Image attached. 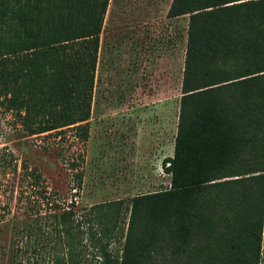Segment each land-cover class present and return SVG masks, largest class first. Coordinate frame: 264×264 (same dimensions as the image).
I'll return each instance as SVG.
<instances>
[{
  "label": "trees",
  "instance_id": "trees-1",
  "mask_svg": "<svg viewBox=\"0 0 264 264\" xmlns=\"http://www.w3.org/2000/svg\"><path fill=\"white\" fill-rule=\"evenodd\" d=\"M108 4L0 0V96L30 136L87 140ZM183 16L174 153L162 162L169 187L130 199L120 250L110 246L121 201L91 207L86 227L72 204L54 205L16 228L13 264L43 250L52 264H262L264 0H172L167 17Z\"/></svg>",
  "mask_w": 264,
  "mask_h": 264
},
{
  "label": "rangeland",
  "instance_id": "rangeland-1",
  "mask_svg": "<svg viewBox=\"0 0 264 264\" xmlns=\"http://www.w3.org/2000/svg\"><path fill=\"white\" fill-rule=\"evenodd\" d=\"M171 2L109 1L86 141L74 138L72 130L30 136L0 96V264H13L16 228L35 223L54 205L72 204L81 220L95 205L121 201L120 240L110 246L120 250L130 199L169 187L162 162L172 155L176 134L188 24L187 16L167 17ZM33 169L40 175L36 182L28 176ZM34 244L32 238L29 248ZM46 252L29 251L17 261L52 264Z\"/></svg>",
  "mask_w": 264,
  "mask_h": 264
},
{
  "label": "crops",
  "instance_id": "crops-1",
  "mask_svg": "<svg viewBox=\"0 0 264 264\" xmlns=\"http://www.w3.org/2000/svg\"><path fill=\"white\" fill-rule=\"evenodd\" d=\"M110 1V0H109ZM108 6H109V4H108ZM108 9V8H107ZM106 13H107V11H106ZM105 16H106V14H105ZM105 19V18H104ZM177 121H178V116H177ZM176 126H177V124H176ZM176 135V134H175ZM173 153H174V141H173V146H172V155L170 156V157H172L173 156ZM168 175V174H167ZM170 185V184H169Z\"/></svg>",
  "mask_w": 264,
  "mask_h": 264
}]
</instances>
